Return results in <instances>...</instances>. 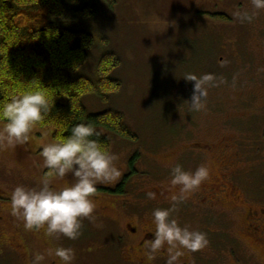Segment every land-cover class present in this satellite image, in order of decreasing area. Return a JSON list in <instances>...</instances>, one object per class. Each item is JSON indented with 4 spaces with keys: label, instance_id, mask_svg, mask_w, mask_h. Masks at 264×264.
<instances>
[{
    "label": "rangeland",
    "instance_id": "374dc122",
    "mask_svg": "<svg viewBox=\"0 0 264 264\" xmlns=\"http://www.w3.org/2000/svg\"><path fill=\"white\" fill-rule=\"evenodd\" d=\"M96 10L94 16L72 18L73 28L95 38L75 75L96 80L102 55L113 52L120 65L111 74L121 88L107 101L95 94L82 100L90 112L120 111L136 138L108 133V155L72 156L68 165L56 157L52 127L35 125L25 116L17 123L0 121V188L26 204L30 192L43 199L48 198L46 188L50 196L51 191L52 196L66 194L40 205L29 203L47 215L41 242L20 221L21 211L7 214L8 231L21 242L26 237L33 259L39 254L46 261L57 254L62 264L111 262L108 239L116 238V226L91 218L89 198L109 193L130 155L138 154L139 170L127 186L130 201L146 208L156 203L171 207L154 190L163 184L168 191L184 176L188 133L202 140L217 132L238 137L247 133L238 129L241 114L256 134L264 131V0H116L113 7L97 0ZM247 160L241 167L250 164L257 194L264 196V162L258 156ZM179 164L181 174L174 176L172 169ZM205 165L200 178L209 179L214 166L210 161ZM108 213L123 217L120 210ZM177 220L184 226L180 215ZM84 247L90 250L82 252ZM25 261L30 264L27 254Z\"/></svg>",
    "mask_w": 264,
    "mask_h": 264
},
{
    "label": "flooded vegetation",
    "instance_id": "af4514ba",
    "mask_svg": "<svg viewBox=\"0 0 264 264\" xmlns=\"http://www.w3.org/2000/svg\"><path fill=\"white\" fill-rule=\"evenodd\" d=\"M239 118L243 126L238 129L247 133L240 132L238 137L217 132L212 139L202 140L187 134L184 176L169 185L171 191H166L163 184L154 190L157 199L171 207L156 203L146 208L130 201L127 186L133 174L139 172L135 153L128 157L124 174L108 194L89 198L91 218L116 226V238L108 239L109 264H264V196L257 194L250 164H244L248 169L241 167L248 163L249 156H258L264 162V131L262 128L256 134L257 128L247 127L246 115ZM245 149L248 154L244 155ZM208 161L214 172L209 179H202L200 173ZM71 164L70 160L68 165ZM180 164L174 165V176L181 174ZM45 191V200L39 192H30L26 204L0 188V264H26V254L30 264H62L57 254L50 260L47 256L46 261L39 254L38 259H33L26 237L21 242L8 231L6 216L18 210L20 221L32 237L42 241L47 215L29 203L36 201L40 205L66 195L52 196L51 191L50 196L48 188ZM110 210H120L122 219L110 215ZM178 215L185 227L178 224ZM48 247L42 249L45 257ZM89 250L84 247L82 252Z\"/></svg>",
    "mask_w": 264,
    "mask_h": 264
},
{
    "label": "trees",
    "instance_id": "16d2710c",
    "mask_svg": "<svg viewBox=\"0 0 264 264\" xmlns=\"http://www.w3.org/2000/svg\"><path fill=\"white\" fill-rule=\"evenodd\" d=\"M96 1L0 0V121L17 123L25 116L35 125L52 127L56 157L65 164L72 156L108 155V133L136 138L120 111L90 112L82 100L95 94L107 101L121 88L111 74L120 65L113 52L102 55L96 80L75 75L95 38L73 28L72 18L96 15ZM103 1L110 7L116 3Z\"/></svg>",
    "mask_w": 264,
    "mask_h": 264
}]
</instances>
